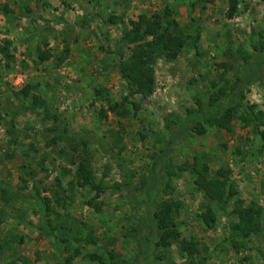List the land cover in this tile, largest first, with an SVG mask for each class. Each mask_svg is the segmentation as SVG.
<instances>
[{"label":"rangeland","instance_id":"obj_1","mask_svg":"<svg viewBox=\"0 0 264 264\" xmlns=\"http://www.w3.org/2000/svg\"><path fill=\"white\" fill-rule=\"evenodd\" d=\"M229 4V0H0V113L6 117L0 123V264H60L73 252L65 253L45 233L35 201L38 190L52 196L58 179L64 194L73 195L68 207L58 210L67 214L77 236L92 231L98 238L96 244L73 239L74 247L82 245V253L72 264H102L91 254L101 256L104 264H264V230L243 247L231 237L238 222L233 200L227 211L212 202L217 215L213 228L198 217L208 200L195 183L196 156L210 163L214 175L220 166L228 168L238 195L264 210V150L252 123L241 117L242 110L231 117L232 130L206 126L181 135L159 163L162 143L140 131L169 135L167 117L185 115L198 107L199 100L208 101L225 79L234 83L242 75L243 58L264 40V1L240 0L232 17ZM166 8L192 39L175 60L160 57L153 63L154 88L143 94L130 88L120 72V62L133 46L122 36L130 20L140 14L163 18ZM110 16H115L114 22ZM40 52L51 57L40 61ZM262 69L254 83L243 87V100L264 112ZM24 86L51 102L58 121L46 118L41 109L26 108L29 99L17 96ZM110 103L118 105L111 109ZM64 124L75 136H56L50 129ZM12 127L15 141L9 133ZM119 160L134 173L133 187ZM81 162L104 187L98 197L90 186L78 185ZM171 165L176 174L166 188L164 177ZM152 168H157L155 182L160 186L157 199L184 204L175 214L181 236L168 246H157L149 232L151 207L135 209L136 195ZM5 186L29 198L5 202L1 198ZM92 198L99 210L90 205ZM145 211L147 215L142 214ZM135 212L145 217L142 228ZM51 219L55 222L54 215ZM137 226L141 230L136 234ZM185 240L195 243L194 254L183 249Z\"/></svg>","mask_w":264,"mask_h":264},{"label":"trees","instance_id":"obj_2","mask_svg":"<svg viewBox=\"0 0 264 264\" xmlns=\"http://www.w3.org/2000/svg\"><path fill=\"white\" fill-rule=\"evenodd\" d=\"M239 2L240 0H229V15L231 17L237 12ZM4 8L8 7L5 5ZM109 21L114 22L115 16H110ZM122 38L125 43L133 46L128 57L120 62V72L126 78L130 88H136L143 94L151 93L154 88L153 63L160 57L175 60L179 56L180 51L188 46L190 39H192L178 20L172 17L170 8L165 9V16L163 18L155 15L140 14L137 19L130 20V28L124 31ZM2 51L7 57H10L7 47L2 48ZM50 57V54H46L45 52H40L39 54L40 61H46ZM243 61L245 64L243 73L234 83L225 79L226 83L222 84L210 96L208 101L203 102L199 100L198 107L188 109L185 115L167 117L166 125L169 129V135L154 130H140L143 136L149 134L152 138L162 143L164 149L158 163L167 157L174 140L189 130L201 132L206 126H216L232 130L231 117L240 113V110H242L241 117L247 122L252 123L253 131L260 138L264 150V128L262 127L264 125V112L257 110L255 105L248 104L243 100V87L254 83L261 76V70L264 67V40H261L260 45L254 46L253 52L244 57ZM17 96L29 99V105L26 107L28 110L39 111L41 109L46 118L58 121L59 115L53 109L51 102L38 94H33L31 86L21 88ZM117 105V103H110V108L114 109ZM135 114H137V111ZM2 121H6V117L0 113V123ZM50 129H52L56 136H75V134L68 130L65 124L63 128L58 125ZM9 133L13 141H15L16 129L14 127L10 128ZM119 159L123 160L122 158ZM121 160H119V163L127 176V183L130 187H133V182L130 179H132L134 173ZM156 169L152 168L150 170L149 177L146 183H144L143 191L140 192V195L137 193L135 201H137L138 205L135 209L143 205L148 206V208L151 207V212H149L151 217L150 225H148L150 228L149 232L154 234L157 246H168L173 239L181 236V224L175 220V214L183 209L184 204L182 201L174 199L164 198L161 201L157 199V189L160 186L155 182ZM192 172L195 175L197 189L201 190L208 200L202 213L198 215L204 224L209 228H213L216 225L217 215L212 207V202L218 203L222 209L227 211V205L233 200V210L237 213L238 222L233 225L231 237L238 240V245L243 247L252 235L263 232V207L255 202L250 204L245 203V199L238 195V191L229 182L230 170L228 168L220 166L214 175L210 163L203 162L201 158L196 156L193 161ZM77 174L78 185L82 187L90 186L96 191V197L104 191V187L96 182L93 170L88 164L79 163ZM175 174L174 166L171 165L169 172L164 177L163 183L166 188H170V182L167 180ZM59 181L60 179H58V188L53 190L52 196H42L39 190L34 196L40 210L41 220L44 223L42 227L45 233L52 235L57 243H59V246H62L65 253L73 250L64 260L61 258L62 262L60 264H72L75 258L82 253V245L74 247L72 240L74 239V241L78 242L84 241L85 244H96L98 238L92 231H89L85 236H77L73 226L68 223L67 214H63L58 210L59 207L66 209L69 202L73 201V195H65ZM165 191L167 190L165 189ZM141 195H145L146 199L142 198L140 200L139 197ZM1 198L5 202L17 199L26 200L29 198V194L20 190L13 191L11 187L5 186L2 187ZM94 198L89 200V203L99 210V204ZM142 214L147 215L148 213L145 211ZM52 215H54L55 222L51 219ZM133 216L138 219L137 225L142 228L145 217L138 216L137 212ZM141 228L137 226L136 234L140 232ZM183 249L187 250L189 254H194L197 250L195 243L188 240L183 241ZM90 257L92 259L97 258L104 264V259L101 256L91 254Z\"/></svg>","mask_w":264,"mask_h":264},{"label":"crops","instance_id":"obj_3","mask_svg":"<svg viewBox=\"0 0 264 264\" xmlns=\"http://www.w3.org/2000/svg\"><path fill=\"white\" fill-rule=\"evenodd\" d=\"M33 4V3H32ZM12 7H15V6H12Z\"/></svg>","mask_w":264,"mask_h":264}]
</instances>
